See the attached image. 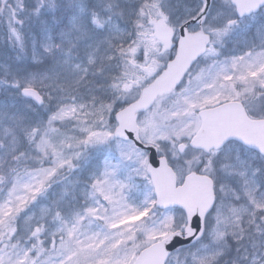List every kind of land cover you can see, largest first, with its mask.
Wrapping results in <instances>:
<instances>
[{
	"label": "snow or ice",
	"instance_id": "6c2138e0",
	"mask_svg": "<svg viewBox=\"0 0 264 264\" xmlns=\"http://www.w3.org/2000/svg\"><path fill=\"white\" fill-rule=\"evenodd\" d=\"M0 264H264V0H0Z\"/></svg>",
	"mask_w": 264,
	"mask_h": 264
}]
</instances>
